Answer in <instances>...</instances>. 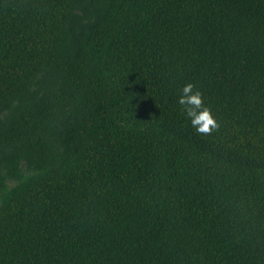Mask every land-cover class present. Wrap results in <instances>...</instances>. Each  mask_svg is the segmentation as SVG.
<instances>
[{
  "label": "trees",
  "instance_id": "1",
  "mask_svg": "<svg viewBox=\"0 0 264 264\" xmlns=\"http://www.w3.org/2000/svg\"><path fill=\"white\" fill-rule=\"evenodd\" d=\"M0 264H264V0H0Z\"/></svg>",
  "mask_w": 264,
  "mask_h": 264
},
{
  "label": "clouds",
  "instance_id": "2",
  "mask_svg": "<svg viewBox=\"0 0 264 264\" xmlns=\"http://www.w3.org/2000/svg\"><path fill=\"white\" fill-rule=\"evenodd\" d=\"M177 102L184 106L187 115L192 118L191 123L196 128V131L208 133L218 127L210 110L202 105L200 91L194 90V85L192 83L185 84Z\"/></svg>",
  "mask_w": 264,
  "mask_h": 264
}]
</instances>
